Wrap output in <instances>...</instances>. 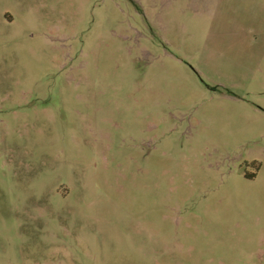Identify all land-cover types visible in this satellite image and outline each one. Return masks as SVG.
<instances>
[{
  "label": "rangeland",
  "instance_id": "rangeland-1",
  "mask_svg": "<svg viewBox=\"0 0 264 264\" xmlns=\"http://www.w3.org/2000/svg\"><path fill=\"white\" fill-rule=\"evenodd\" d=\"M0 264H264V0H0Z\"/></svg>",
  "mask_w": 264,
  "mask_h": 264
}]
</instances>
